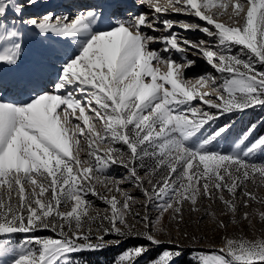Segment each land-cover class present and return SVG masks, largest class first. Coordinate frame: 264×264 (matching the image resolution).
Masks as SVG:
<instances>
[{
  "label": "snow or ice",
  "instance_id": "obj_1",
  "mask_svg": "<svg viewBox=\"0 0 264 264\" xmlns=\"http://www.w3.org/2000/svg\"><path fill=\"white\" fill-rule=\"evenodd\" d=\"M36 4L0 0V264H81L79 254L129 238L148 243L115 264H137L149 245L164 243L161 232L169 247L148 264H178L186 252L193 264H264L262 237L225 236L212 249L181 244L197 239L185 211L227 228L205 200L234 223L264 222L258 124L230 151L216 145L234 122L212 127L264 109V0H99L74 15L40 17L27 13ZM229 8L231 23L216 18ZM176 27L203 38L181 37ZM28 32L39 41L31 53ZM198 59L212 71L189 78ZM114 168L121 171L110 175Z\"/></svg>",
  "mask_w": 264,
  "mask_h": 264
},
{
  "label": "rangeland",
  "instance_id": "obj_2",
  "mask_svg": "<svg viewBox=\"0 0 264 264\" xmlns=\"http://www.w3.org/2000/svg\"><path fill=\"white\" fill-rule=\"evenodd\" d=\"M68 1V0H67ZM66 0L63 1L62 4L66 6H60L62 11L64 10H72V14L74 15L77 10L79 9V6H75L71 9V3L68 1L67 4H65ZM219 2V0H217ZM161 4V2H159ZM163 3H166V0H163ZM51 0H37V4L33 7L32 10L39 9L35 12L30 11L27 12L31 16H36L40 17L44 13L52 11L55 12V9L50 6ZM84 5L81 6H88L85 3ZM162 5V4H161ZM58 7V8H60ZM67 7V8H66ZM70 7V8H69ZM66 8V9H65ZM144 11H147V9H143ZM61 11V13H62ZM139 11V10H138ZM229 15H224V16H219L216 17L217 19L225 22V23H231L232 21L230 20V14H231V8L228 9ZM166 18L172 19L174 21H188V22H198L194 18L190 16H185V15H180V14H169ZM177 31L181 37H188L189 39L193 41H198L199 39L203 38V35L196 31V32H185L184 30L180 29L179 27H176L174 29ZM161 32H163V29H161ZM194 33V34H193ZM195 35V36H193ZM28 49L29 52L36 47L39 46V41L38 39L34 38V33L28 32ZM59 45V46H58ZM57 47H64L66 48V44H59L57 43ZM153 48H160L161 45L156 44L152 46ZM189 57L194 58L193 52H189ZM177 60L179 61V57H177ZM183 62V61H179ZM162 66V69H164V66ZM165 70V69H164ZM212 71V69L202 60L198 59L196 61L195 66L187 70V76L189 78H194L197 77L198 75ZM204 91L211 92L210 88L204 89ZM10 96L12 94H9ZM215 96V93L212 94V97ZM208 98V97H206ZM264 120V109L261 108H256L252 110H248L242 114L237 113L233 115H225L224 117H221L215 125L212 127H219L225 123L229 122H234L233 126L231 128V131L228 133V135L222 139H220L217 142L216 147L218 148H224L226 151H230L233 147L236 146V141L243 137L244 133L247 132L248 128L251 126L253 123H257L258 127L255 133V137H258L260 135H264V124H259L260 121ZM101 125L97 123V128H100ZM212 129L209 128L207 131H211ZM255 137H248L245 138L244 144L241 145V147L246 146L251 139ZM81 146L82 150L80 152L81 158H86L87 155V141L85 139H81ZM101 148L106 147V145H101ZM257 154H264V151L258 152ZM255 159L257 161H264V156L257 155L255 156ZM121 171V169H112L111 172L109 173L110 175H116ZM249 188L251 189V185H249ZM260 196H264V187L257 189L256 190ZM136 195L139 197L140 194L136 193ZM142 198V197H141ZM96 205L98 207H103V205L99 202L96 201ZM203 205L205 208H208L209 205L211 207L209 208L210 212H214L216 216L219 219L224 220V222L227 225L226 229L219 228L216 226V221L212 218L210 215H203L202 213H189L188 211H185V220L190 221L187 231L189 232L190 235L195 236L196 243L193 244L191 243L188 239L182 238L181 239V244L185 248H197V249H212V248H219L222 246L223 243V238L225 236H237L243 234L244 236L252 239V238H257V237H262L264 238V222L259 220L258 216L253 217L252 219V224L249 225L248 221H241L240 223H234L233 222V217L228 214V215H222V208L223 206L219 203H212L211 201H203ZM187 209V205L185 206ZM253 207H258V205L253 204ZM140 210V209H137ZM152 213V218L155 219L156 215L158 214L155 209H150ZM243 209H241V212L238 213L236 219H239V216L242 214ZM202 217V218H201ZM162 226L166 231H170L172 233V236H176V229L174 225H169V220L168 216L165 215L162 220ZM38 235H50L51 233L49 232H41L37 233ZM158 238L163 241L159 247L154 246V245H149V251L140 257L137 261V264H148V261L156 258L160 253H162L163 250L169 247V244L167 243L168 237L164 235L163 232L160 233ZM106 239H115V237H106ZM148 242L143 239H126L124 240L119 246H110L104 250H106V254L102 255L100 259L104 264H115V261L117 257L127 248H130L132 246L138 245V244H147ZM192 253L191 252H186L185 255L182 257V259L178 262V264H193L192 260ZM85 258H88V260L83 259L81 255L76 257L81 261V264H91L90 260L92 259L91 256L87 257L84 255Z\"/></svg>",
  "mask_w": 264,
  "mask_h": 264
},
{
  "label": "bare ground",
  "instance_id": "obj_3",
  "mask_svg": "<svg viewBox=\"0 0 264 264\" xmlns=\"http://www.w3.org/2000/svg\"><path fill=\"white\" fill-rule=\"evenodd\" d=\"M70 1H72V0H69V2ZM78 1V0H77ZM67 0H66V2H65V4H67ZM78 2H83V3H85L86 5H90L91 3H96V2H99V0H94V1H92V2H90L89 0H79ZM159 2H161V4L163 5L164 3H163V0H159ZM63 2H61V0H51V4H50V6L52 7V8H54L55 9V13L56 14H60L61 13V9H63V8H61L60 6H66V5H64V4H62ZM71 3V2H70ZM128 3L129 4H135V0H128ZM79 4V3H78ZM75 6H78V5H71L70 7H71V9L73 8V7H75ZM58 7H60V8H58ZM69 7V8H70ZM81 7H83V6H79V9L81 8ZM85 7V6H84ZM33 9V7L32 8H29V9H27V12H30V11H33V12H35V11H37V10H39V9H36V10H32ZM137 10H143V9H137ZM216 9L214 8L213 9V11H215ZM62 12H69V13H73L72 12V10L71 11H69V10H64V11H62ZM192 32V31H191ZM194 34V33H193ZM193 36H195V35H193ZM58 43V42H57ZM60 44V43H59ZM153 45H156V44H153ZM152 45V46H153ZM59 46V45H58ZM161 70L162 71H164V69H162V66H161Z\"/></svg>",
  "mask_w": 264,
  "mask_h": 264
},
{
  "label": "trees",
  "instance_id": "obj_4",
  "mask_svg": "<svg viewBox=\"0 0 264 264\" xmlns=\"http://www.w3.org/2000/svg\"><path fill=\"white\" fill-rule=\"evenodd\" d=\"M257 155H261L264 156V154H257ZM256 155V156H257ZM106 250H100V251H95V252H85V253H81L79 255H81L83 257V259L88 260V258H85L84 255H86L87 257L91 256L92 259L90 260L91 264H104V262H102V260L100 259V257L102 255H105Z\"/></svg>",
  "mask_w": 264,
  "mask_h": 264
}]
</instances>
